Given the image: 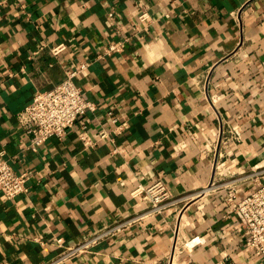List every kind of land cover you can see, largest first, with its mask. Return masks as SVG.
<instances>
[{
	"label": "crops",
	"instance_id": "0c3cea01",
	"mask_svg": "<svg viewBox=\"0 0 264 264\" xmlns=\"http://www.w3.org/2000/svg\"><path fill=\"white\" fill-rule=\"evenodd\" d=\"M83 61L93 109L27 150L15 114ZM1 150L28 191L0 194V264H40L52 239L140 213L130 192L156 180L160 213L60 264H264L225 209L227 184L243 196L264 182V0H0Z\"/></svg>",
	"mask_w": 264,
	"mask_h": 264
},
{
	"label": "built area",
	"instance_id": "2783aa9c",
	"mask_svg": "<svg viewBox=\"0 0 264 264\" xmlns=\"http://www.w3.org/2000/svg\"><path fill=\"white\" fill-rule=\"evenodd\" d=\"M146 16V12H143L139 18L142 20ZM126 42L127 38H123L122 40L109 43L103 48L101 55L98 57L102 58L113 52L121 51ZM64 48V44H58L51 47L50 50L56 55ZM87 65L88 61H83L78 66L67 69L62 81L49 89L35 91L30 101L15 114L17 124L27 139L25 146L27 150L31 152L37 151L39 146L50 137L61 139L78 117L87 110L93 109V103L85 97L84 92L75 81L77 75ZM79 138L85 144L91 143L85 131L80 132ZM220 141L222 142V140ZM3 156L4 151L1 150L0 194L6 199H13L17 195L28 191L26 186L28 175L25 172H16ZM250 179L254 181L255 187L243 196H238L235 184L231 183L225 186V209L227 214L236 213L241 217L245 235V247L264 260V182L258 177H250ZM212 185H214L213 180L208 183L207 187ZM130 194L143 203L142 208L144 210L123 221L101 228L89 237L71 245H64L61 238L52 239L51 241L59 248V251L52 258L40 264H60L82 252L92 250L101 241L116 235L143 216L151 213H160L167 205V199L169 198V191L162 180H156L146 187H136ZM177 241L173 249L176 248ZM170 257H172L171 254L169 255ZM214 264L227 263L218 261Z\"/></svg>",
	"mask_w": 264,
	"mask_h": 264
}]
</instances>
